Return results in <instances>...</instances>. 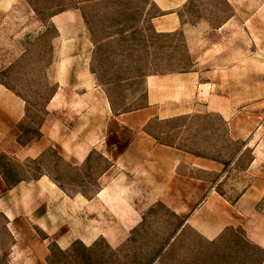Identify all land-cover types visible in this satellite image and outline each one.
<instances>
[{
    "label": "crops",
    "instance_id": "crops-1",
    "mask_svg": "<svg viewBox=\"0 0 264 264\" xmlns=\"http://www.w3.org/2000/svg\"><path fill=\"white\" fill-rule=\"evenodd\" d=\"M124 1L75 0L43 11L29 0H0V70L14 63L4 53H26L18 36L4 32L10 22L40 29L47 22L55 33L48 67L55 88L33 142L18 137L28 100L0 85V154L42 169L11 186L0 170V214L14 238L10 264L45 263L20 222L45 235V249L100 240L117 249L152 231L165 238L156 261L192 230L207 243L237 231L264 252V0H204L195 20L199 0H149L148 24L164 45L149 46L157 71L145 76L140 104L116 107L96 63L102 44L129 31L97 42L88 16L93 8L118 13ZM178 44L186 62L175 68ZM51 153L60 163L54 172L46 165Z\"/></svg>",
    "mask_w": 264,
    "mask_h": 264
},
{
    "label": "rangeland",
    "instance_id": "rangeland-1",
    "mask_svg": "<svg viewBox=\"0 0 264 264\" xmlns=\"http://www.w3.org/2000/svg\"><path fill=\"white\" fill-rule=\"evenodd\" d=\"M46 11L54 6H73L75 0H29ZM82 1V0H79ZM149 0H126L116 7L118 13L103 16L91 10L88 19L91 24L92 34L97 42L103 41L111 35L128 30L127 35H122L111 41V44H102L100 55L96 63L99 80L104 84L115 103L121 107L133 100L134 105L142 102V91L145 76L157 71L152 64L149 46L158 43L148 24L150 14H154L151 8L146 13V5ZM192 8L191 20L201 15L198 5ZM214 2V0H212ZM202 5H200L201 7ZM64 7V8H66ZM102 7L98 8L101 11ZM24 10L14 14V19L19 18ZM213 13L218 11L213 10ZM50 12H46L48 16ZM143 22H142V21ZM42 24L22 22L16 20L10 22L5 33L20 40L18 49L26 50L24 54L11 55L4 53L1 59L4 62L14 63L7 69L0 70V85H5L16 91L28 100V115L26 121L18 131L19 142L22 145L33 142L38 138V128L44 119V104L54 91V85L49 77V65L52 62L51 39L54 30L47 22ZM142 28L140 29V27ZM164 46V45H162ZM145 47H148L147 51ZM176 53L172 60L175 68L183 66L186 62L182 52V45H176ZM18 57V58H16ZM165 56L159 57L161 66L166 65ZM186 64V63H185ZM179 124L170 125V128ZM157 132L166 130L165 126H156ZM165 141H171L169 136L162 137ZM248 156L244 157L246 162ZM59 160L51 153L47 157L48 170L54 172L59 165ZM0 170L8 186L21 179L35 178L42 173L37 162L18 164L10 157L0 154ZM59 176L71 177L67 170L60 171ZM58 177V174H54ZM236 195V193H232ZM232 200L234 197H230ZM21 232L28 242L43 257L44 264H261L264 252L255 247L246 246L243 236L237 231H229L223 240L216 243L204 242L198 235L190 230L164 254L160 259L152 261L156 257L155 251L165 238L154 236L156 232L148 231L136 235L129 243L120 248L112 249L103 241H98L93 247L88 248L81 243H76L67 251L60 250L55 244L46 249L41 242L45 235L31 228L25 222L18 224ZM14 238L6 227V219L0 214V264H10L8 256ZM159 258V257H157Z\"/></svg>",
    "mask_w": 264,
    "mask_h": 264
}]
</instances>
